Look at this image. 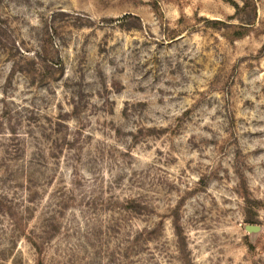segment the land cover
Returning <instances> with one entry per match:
<instances>
[{
  "label": "rangeland",
  "instance_id": "rangeland-1",
  "mask_svg": "<svg viewBox=\"0 0 264 264\" xmlns=\"http://www.w3.org/2000/svg\"><path fill=\"white\" fill-rule=\"evenodd\" d=\"M0 264H264V0H0Z\"/></svg>",
  "mask_w": 264,
  "mask_h": 264
},
{
  "label": "water",
  "instance_id": "water-1",
  "mask_svg": "<svg viewBox=\"0 0 264 264\" xmlns=\"http://www.w3.org/2000/svg\"><path fill=\"white\" fill-rule=\"evenodd\" d=\"M244 229L248 233H257V232H259L261 230V226H259V225L245 224L244 225Z\"/></svg>",
  "mask_w": 264,
  "mask_h": 264
}]
</instances>
